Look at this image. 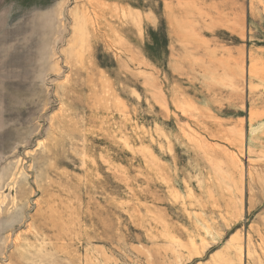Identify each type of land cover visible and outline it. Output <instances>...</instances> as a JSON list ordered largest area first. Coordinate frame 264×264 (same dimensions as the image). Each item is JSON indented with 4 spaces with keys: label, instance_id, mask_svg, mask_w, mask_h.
I'll list each match as a JSON object with an SVG mask.
<instances>
[{
    "label": "rangeland",
    "instance_id": "obj_1",
    "mask_svg": "<svg viewBox=\"0 0 264 264\" xmlns=\"http://www.w3.org/2000/svg\"><path fill=\"white\" fill-rule=\"evenodd\" d=\"M0 264H264V0H0Z\"/></svg>",
    "mask_w": 264,
    "mask_h": 264
},
{
    "label": "bare ground",
    "instance_id": "obj_2",
    "mask_svg": "<svg viewBox=\"0 0 264 264\" xmlns=\"http://www.w3.org/2000/svg\"><path fill=\"white\" fill-rule=\"evenodd\" d=\"M56 57V56H55ZM14 180V179H13ZM36 181V180H35ZM36 183V182H35ZM28 206V205H27ZM39 208V207H38Z\"/></svg>",
    "mask_w": 264,
    "mask_h": 264
}]
</instances>
